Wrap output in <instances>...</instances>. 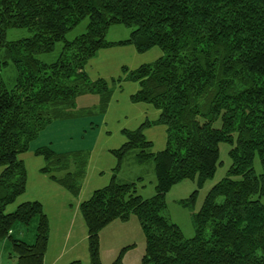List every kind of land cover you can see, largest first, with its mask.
Wrapping results in <instances>:
<instances>
[{"label":"trees","instance_id":"16d2710c","mask_svg":"<svg viewBox=\"0 0 264 264\" xmlns=\"http://www.w3.org/2000/svg\"><path fill=\"white\" fill-rule=\"evenodd\" d=\"M85 17L86 30L66 39ZM114 23L132 27L129 36L106 40ZM10 28H25L29 35L7 40ZM57 41H63L58 57L42 61L37 55L52 52ZM126 44L139 53L157 46L162 54L134 69L123 67V76L110 81L88 77L85 64L100 48ZM9 63L16 70L13 84L7 87L0 75V239L9 238L17 264H42L49 234L40 202L6 210L26 185L18 154L54 120L103 113L114 86L124 80L139 84L132 102L159 109L153 123L165 125L166 142L152 151L142 132L148 121L122 130L126 141L110 150L117 159L110 181L80 204L86 264H102L101 228L131 214L146 239L140 264H264V0H0V70ZM91 94L98 96L94 107L76 105L78 95ZM220 142L230 144L231 163L193 213L195 233L186 238L165 215L164 195L180 180L211 177ZM132 150L137 162L153 161L155 194L149 198L137 193L135 181L116 179L121 159ZM37 153L45 160L40 170L77 195L87 153L46 146ZM188 199L182 204L194 194ZM33 218L31 243L9 234L15 222ZM120 254L112 264H125Z\"/></svg>","mask_w":264,"mask_h":264},{"label":"crops","instance_id":"0c3cea01","mask_svg":"<svg viewBox=\"0 0 264 264\" xmlns=\"http://www.w3.org/2000/svg\"><path fill=\"white\" fill-rule=\"evenodd\" d=\"M102 51H97L85 64V71L91 80L103 78L110 81L112 78L123 76V67L134 69L137 65L149 62L143 56V52H137L131 44L120 45L115 50ZM138 88L139 84L136 81L124 80L117 83L103 113L89 114L88 111L82 113V116L54 120L39 131L29 142L27 149L18 154L26 171V185L23 193L18 195L12 204L7 205L6 210L11 211L24 201L35 200L41 203L49 222L48 241L42 264H66L73 260H80L84 264L89 262L87 226L80 204L88 199L95 189L107 185L110 181L112 170L117 165V159L110 150L120 147L126 141L122 133L123 129H135L144 121H148L150 124L145 126L146 131L149 136H153V139L145 137L152 142L154 150L159 151L164 148L165 125L153 123L159 117V109L150 103L130 100V95ZM90 96L95 97L88 99L95 102L92 104L94 107L98 102V96L95 94ZM81 106L83 105L79 107ZM114 117L123 119V122L128 120L132 125L123 123L112 132L107 124ZM112 137L116 139L112 140ZM63 142L71 143L73 146L64 147ZM43 146L56 152L81 150L87 153L86 169L77 195L70 193L68 189L40 170L45 160L42 154L37 153V149ZM2 169L3 166H0V172ZM19 231L22 234L19 233L20 235L15 237L16 230L12 227L9 234L28 243L33 241L35 233L32 241H27L24 238L25 229ZM7 240H9L7 236L0 239V244L6 246Z\"/></svg>","mask_w":264,"mask_h":264},{"label":"rangeland","instance_id":"374dc122","mask_svg":"<svg viewBox=\"0 0 264 264\" xmlns=\"http://www.w3.org/2000/svg\"><path fill=\"white\" fill-rule=\"evenodd\" d=\"M87 22V17L82 19L76 26H74L65 34L66 39L70 40L83 33L86 30ZM131 30L132 27L120 23L110 24L107 28L105 39L108 41H118L127 38ZM28 35L29 31L25 28H10L6 31L7 40H15ZM62 45L63 41H57L52 52L42 53L37 56L44 62L54 61L58 57L62 49ZM119 46L120 45H113L110 47L100 48L99 50L106 52L108 50H115L119 48ZM144 52L143 56L146 57L147 61L149 62L156 59V57L162 53L161 49L157 46ZM0 75L6 86L10 87L13 84L16 76V70L13 64L9 63L2 67L0 70ZM91 98L95 97L78 95L76 102L78 103V106H92V104L95 102L88 100ZM85 101L87 102L84 103ZM123 123L125 125H132L131 122H128V120L123 122V119H118L116 117L111 118L107 125L109 126L110 130L114 132L115 129L120 127V125ZM219 125L220 120L216 119L214 121V126L219 127ZM146 129L147 127H143L142 132L148 139H153V136L148 135V131H146ZM115 139L116 138L112 137V140ZM62 145L64 147L67 145V147L73 146L71 143L65 142H63ZM230 147L231 146L229 143H219L218 161L211 177L205 179L202 182L199 181L197 176L192 179L186 178L180 180L179 182L173 184L164 195L166 205L164 209L165 215L170 219V221L176 223L180 227V230L186 238L192 237L195 233L192 219L193 213L197 212L201 207L208 190L227 174L228 167L231 163L230 157L228 155V150ZM152 151H157L154 150L153 145ZM135 152V150H132L124 155L121 159L119 170H117V180L121 182L135 181L137 185V193L144 198H149L155 194L156 176L154 164L152 160H148L143 163L137 162L135 158ZM253 166L257 174L261 172V165L258 156H255ZM139 176L141 177L140 179L137 178ZM192 194H194L193 201L187 205L182 204V201L189 200L188 198ZM262 201H264V197H262ZM35 227V218H33L29 224H24L23 222L17 221L13 225L14 230H16L15 237H18V235L22 234V232L20 233L19 229L24 228L26 231L24 238L27 241H32V237L36 232ZM31 228H33V230H31ZM145 245L146 239L144 232L136 215L134 214H131L127 220L116 218L106 224L99 231V256L102 264H112L113 260L120 253L122 254H120L121 260L125 264H140L141 257L145 252ZM10 254H12V257H10ZM0 258H2L0 259V264H17V259L12 253L9 240H7L6 246L3 243L0 244Z\"/></svg>","mask_w":264,"mask_h":264}]
</instances>
